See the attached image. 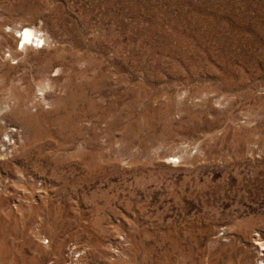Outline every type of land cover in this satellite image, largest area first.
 Segmentation results:
<instances>
[{
  "label": "rangeland",
  "instance_id": "obj_1",
  "mask_svg": "<svg viewBox=\"0 0 264 264\" xmlns=\"http://www.w3.org/2000/svg\"><path fill=\"white\" fill-rule=\"evenodd\" d=\"M256 237L264 0H0V264H257Z\"/></svg>",
  "mask_w": 264,
  "mask_h": 264
},
{
  "label": "bare ground",
  "instance_id": "obj_2",
  "mask_svg": "<svg viewBox=\"0 0 264 264\" xmlns=\"http://www.w3.org/2000/svg\"><path fill=\"white\" fill-rule=\"evenodd\" d=\"M16 33L18 34V36H17L18 40L16 41V46L21 44V49L22 48L25 49V46L27 44H29L30 46H34V47L38 48V45L40 43H43V39H42L43 37L41 38L39 35H37L38 34L37 31H35L31 28L23 27L19 31H16ZM20 41H21V43L19 44ZM42 46H41V48H42ZM73 249L74 248H71V250H73ZM259 249H260L261 253L264 252L263 246L259 247Z\"/></svg>",
  "mask_w": 264,
  "mask_h": 264
},
{
  "label": "built area",
  "instance_id": "obj_3",
  "mask_svg": "<svg viewBox=\"0 0 264 264\" xmlns=\"http://www.w3.org/2000/svg\"><path fill=\"white\" fill-rule=\"evenodd\" d=\"M256 248H258V245L259 244H262V246L264 247V241L260 240L258 237H256ZM71 248H74V247H71ZM70 249V247H69ZM73 250H76L75 248ZM69 251H72V250H69ZM78 257V254H76V258ZM257 264H264V252L262 253H258V259H257Z\"/></svg>",
  "mask_w": 264,
  "mask_h": 264
}]
</instances>
